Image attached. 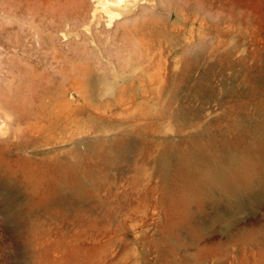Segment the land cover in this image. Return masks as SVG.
Returning a JSON list of instances; mask_svg holds the SVG:
<instances>
[{"label": "rangeland", "instance_id": "374dc122", "mask_svg": "<svg viewBox=\"0 0 264 264\" xmlns=\"http://www.w3.org/2000/svg\"><path fill=\"white\" fill-rule=\"evenodd\" d=\"M155 3L0 0V264H264V0Z\"/></svg>", "mask_w": 264, "mask_h": 264}, {"label": "bare ground", "instance_id": "6f19581e", "mask_svg": "<svg viewBox=\"0 0 264 264\" xmlns=\"http://www.w3.org/2000/svg\"><path fill=\"white\" fill-rule=\"evenodd\" d=\"M158 1V0H157ZM173 1V0H172ZM94 2V12H93V15L95 18L98 19L97 23L96 24H100V22L102 21V19L104 20V28L106 31L110 32L113 28L117 27L119 24L121 26V23H129V21H134L135 19H137V17H141L140 13L143 14L142 16H147L149 13L151 14H154L156 15L157 11H158V7L160 5L157 6V4L155 3V0H93ZM170 2V1H168ZM160 3V2H159ZM199 8V6H197ZM200 11L205 13L207 11L206 9V6L203 4L200 3ZM139 12V13H138ZM170 12V11H169ZM156 13V14H155ZM92 15V19L94 18ZM140 15V16H139ZM149 16V15H148ZM151 16V15H150ZM153 17V16H152ZM94 18V19H95ZM161 18V17H160ZM93 19V20H94ZM139 19V18H138ZM151 19V18H150ZM159 19V18H158ZM96 20V19H95ZM142 20V18L140 19ZM139 20V21H140ZM152 20V19H151ZM136 21V20H135ZM99 22V23H98ZM138 22V20H137ZM141 22V21H140ZM145 24H147V21L145 20ZM91 23H94V21ZM133 23V22H132ZM142 23L143 20H142ZM141 23V24H142ZM185 23V22H184ZM137 23H135L136 25ZM149 24V23H148ZM147 24V26H148ZM168 24V23H166ZM187 24V22H186ZM128 25V24H127ZM125 25V28L127 29V27H129V25L127 26ZM131 25V24H130ZM163 25V24H162ZM97 26V25H96ZM143 26V25H142ZM154 26V25H153ZM218 26V25H217ZM88 27L90 26H87V29H89ZM122 27V26H121ZM124 27V26H123ZM137 27V26H136ZM140 27V26H139ZM138 27V29H139ZM144 27V26H143ZM149 27H152V24L151 26ZM166 27V26H165ZM118 28V27H117ZM116 28V29H117ZM124 28V31L123 33L126 34V29ZM131 28V29H130ZM129 30H131L132 32V27H130ZM134 28V27H133ZM154 28V27H152ZM137 29V30H138ZM140 30V29H139ZM181 30V29H180ZM179 30V31H180ZM90 31V30H89ZM172 31V30H171ZM168 30H166L165 33L167 34H171ZM135 32V31H134ZM146 32V31H145ZM107 33V32H106ZM113 33V36H115L116 32H110V34ZM133 33V32H132ZM78 34V33H77ZM76 34V35H77ZM115 34V35H114ZM178 34V33H177ZM176 34V35H177ZM68 35H71V34H68ZM172 35V34H171ZM170 35V36H171ZM111 35H109L110 37ZM134 36V35H133ZM168 36V35H167ZM93 38V37H92ZM113 38V37H112ZM94 39V38H93ZM167 39V38H166ZM160 41V40H159ZM168 42V41H167ZM171 42V41H170ZM161 43V42H160ZM172 46V45H171ZM189 65V64H187ZM191 65V63H190ZM196 65V64H195ZM189 68V67H188ZM189 77V76H188ZM4 125L3 124H0V131L4 130ZM1 131V132H2ZM178 152V151H177ZM173 156V155H172ZM76 176V175H75ZM72 183V182H71ZM234 188V187H232ZM231 188V189H232ZM56 191V193H58L59 189H58V186L55 187L54 189ZM248 190V189H247ZM230 191V190H229ZM232 191V190H231ZM231 193V196L233 197H237L238 194L237 192L233 191V192H230ZM243 193V192H242ZM246 197V196H245ZM246 202V200H245Z\"/></svg>", "mask_w": 264, "mask_h": 264}]
</instances>
